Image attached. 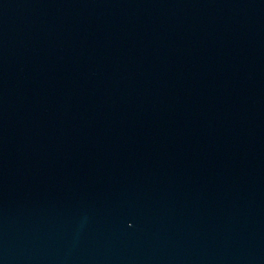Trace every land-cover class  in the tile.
Masks as SVG:
<instances>
[{
	"label": "water",
	"instance_id": "95a60500",
	"mask_svg": "<svg viewBox=\"0 0 264 264\" xmlns=\"http://www.w3.org/2000/svg\"><path fill=\"white\" fill-rule=\"evenodd\" d=\"M0 264H264V0H0Z\"/></svg>",
	"mask_w": 264,
	"mask_h": 264
}]
</instances>
